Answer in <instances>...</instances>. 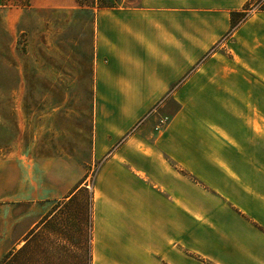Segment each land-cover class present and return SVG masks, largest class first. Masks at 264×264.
<instances>
[{
  "label": "rangeland",
  "instance_id": "obj_1",
  "mask_svg": "<svg viewBox=\"0 0 264 264\" xmlns=\"http://www.w3.org/2000/svg\"><path fill=\"white\" fill-rule=\"evenodd\" d=\"M14 1L0 5V167L43 198L12 203L37 222L0 264H264V0H192L205 9L187 17L172 54L195 61L150 108L151 95L125 96L122 114L86 93L85 63L66 61L90 44L92 19ZM151 119L171 136V174L185 173L179 155L197 173L183 165L186 217L172 204L120 208L99 191L105 161Z\"/></svg>",
  "mask_w": 264,
  "mask_h": 264
},
{
  "label": "crops",
  "instance_id": "obj_2",
  "mask_svg": "<svg viewBox=\"0 0 264 264\" xmlns=\"http://www.w3.org/2000/svg\"><path fill=\"white\" fill-rule=\"evenodd\" d=\"M106 1V6H99L96 1L80 3L78 0H32L28 7L51 16L80 13L92 19L90 35L86 36L90 44L78 48V53H68L66 61L86 64L82 68V78L91 82L86 93L107 96V105L110 108L115 105V111L120 110L122 114L127 95L153 96L145 103L148 109L169 91L195 61L173 54L180 53L178 49L182 43V46L186 45V39L180 38V30L181 27H186L187 17H192L195 11L205 8L192 0H136L135 4H130L129 0ZM170 17L178 20L174 24V30L179 29V38H172ZM172 47L173 51L170 50ZM52 59L54 62L55 58ZM118 96H123L119 107ZM153 122L151 119L143 124L138 134L124 140L112 157L105 161L101 169L103 175L99 191L104 192L111 205L120 208L133 209L136 205L165 207L172 204L175 206L172 211L175 215L185 216L186 205L182 201L186 199V174L197 173L188 167L186 158L179 155L177 163L185 173L177 169V173L171 174V166L164 155L165 147H169L172 142L171 136L165 134L167 128L161 133L153 132ZM172 138L181 139L177 136ZM182 148L187 149L185 145ZM9 156L11 157L10 153ZM3 164L0 167V175H5L4 178L0 177L3 181V188L0 189V257L8 251L12 242L22 240L28 232L27 225L31 227L37 222L30 218L28 223L27 216L30 217L32 212L27 213V209L18 210L12 203L21 204L28 199L35 202L43 198L42 190L38 189V193L36 191V181L32 189H27V180L12 175L7 169L8 162L4 161ZM183 165L190 170H184ZM209 172L207 168L206 174ZM169 190L174 191L172 198L168 197ZM99 194L97 192L96 196ZM181 207L184 208L183 211ZM157 219L159 235L161 223L165 220L161 216Z\"/></svg>",
  "mask_w": 264,
  "mask_h": 264
},
{
  "label": "trees",
  "instance_id": "obj_3",
  "mask_svg": "<svg viewBox=\"0 0 264 264\" xmlns=\"http://www.w3.org/2000/svg\"><path fill=\"white\" fill-rule=\"evenodd\" d=\"M80 3H84V2L80 1ZM91 3H93V2H91ZM1 4H8V3H4V0H0V5ZM13 4H16V5H28V1H26V0H16V1H14ZM99 6H106V5H99ZM246 9H248V8H243V10H240V11H237V12L236 11H232L231 12V14H230L231 28H233L235 26V24H236V19H234V15H236L238 13L241 14V15H245ZM259 11H264V4L259 8Z\"/></svg>",
  "mask_w": 264,
  "mask_h": 264
},
{
  "label": "built area",
  "instance_id": "obj_4",
  "mask_svg": "<svg viewBox=\"0 0 264 264\" xmlns=\"http://www.w3.org/2000/svg\"><path fill=\"white\" fill-rule=\"evenodd\" d=\"M167 122H168L167 116H160L156 121V124L154 126V130L160 131L166 125Z\"/></svg>",
  "mask_w": 264,
  "mask_h": 264
}]
</instances>
